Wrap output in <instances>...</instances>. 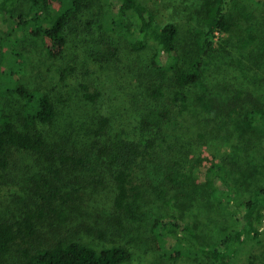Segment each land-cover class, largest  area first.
<instances>
[{"label":"trees","instance_id":"1","mask_svg":"<svg viewBox=\"0 0 264 264\" xmlns=\"http://www.w3.org/2000/svg\"><path fill=\"white\" fill-rule=\"evenodd\" d=\"M106 1V6L114 8L101 15L89 13L93 12V5L87 0H0V14L13 18L18 4L27 7L14 18L16 25L22 32L29 28L31 35L40 38L51 59L82 50L86 38L96 35L106 47L101 58L104 68L114 76L145 79V102L148 106L153 103V107L144 105L138 123L124 129L120 139H113L112 116L106 106L100 105L102 90L92 89L87 78L90 69L86 68L80 83L83 98L99 105L93 127L84 136L80 132L75 135L72 126L64 128L56 138L51 129L59 115L55 98L49 90L15 77L25 62L18 52L19 59L12 67L0 71V167L8 166L12 149L38 153L55 164L59 162L61 167H86L96 183L104 185L106 179H111L116 209L138 219V168L146 161L164 162L168 184L179 187L175 168L178 155L173 153L172 146H164L170 137L168 127L188 108L190 89L204 79L205 61L215 50L217 36L234 35L238 23L229 12V0H202L199 15L203 26L197 31L194 57L189 60L179 46L178 23H159L155 12L142 0ZM147 50L152 53L142 60ZM232 85L218 81L208 85L202 95L211 102L209 123L202 125V138L212 136L221 141L222 135L234 137L236 130L241 129L248 141H253L258 132L264 135L263 99L245 86ZM9 98L20 104L16 114L6 105ZM155 110L158 117L152 120ZM237 113L240 129L232 122ZM203 165L204 185L219 201L231 224L222 227L217 238L204 242L194 228L179 223L178 217L172 215L155 225L156 241H164V235L173 236L183 247L182 253L177 254L203 258V264H234L238 247L262 234L264 182L248 187L250 179L243 172L248 173L249 167L230 154L207 157ZM60 171L59 168L57 173ZM37 184L31 195L34 210L28 208L0 217V264L16 245L21 254L20 264H126L132 260V250L121 244L98 249L82 239L62 237L46 246L43 242L35 246L32 239L38 234V223L46 214L58 211L57 200L67 201L71 197L69 191L63 193L62 187L48 178ZM158 226L161 232L156 231Z\"/></svg>","mask_w":264,"mask_h":264},{"label":"rangeland","instance_id":"2","mask_svg":"<svg viewBox=\"0 0 264 264\" xmlns=\"http://www.w3.org/2000/svg\"><path fill=\"white\" fill-rule=\"evenodd\" d=\"M87 1L93 5V12L89 13L102 15L106 9L111 13L114 8V5L106 6V0ZM142 1L155 12L159 23L175 21L179 24V46L187 59L192 60L197 31L203 26L199 15L202 0ZM26 9L18 4L13 18L0 14V71L12 67L19 59L18 52L23 54L25 62L19 66L21 68L15 77L52 93L59 115L51 129L59 138L64 128L71 129L72 126L75 135L80 132L84 136L89 133V127H93V117L99 105L83 98L80 84L85 69H90L87 78L91 87L102 90L100 105L106 106L112 116L113 139H120L124 129L138 123V117L147 105L145 79L114 76L106 70L101 60L106 47L92 34L86 38L82 50L51 59L40 38L31 35L29 28L22 32L17 27L14 18ZM228 9L232 19L238 23L234 35L217 36L215 50L205 61L204 79L190 89L188 108L178 115L177 122L168 127L170 137L164 146H172L173 153L178 155L175 159L179 162L175 168L178 170L179 184H176L179 187L168 184L164 162H144L136 172L139 194L135 203L139 218L132 219L116 209L111 179H106L104 185L99 184L93 181L86 167H61L59 162L55 164L38 153L12 149L8 166L0 167V217L21 213L28 208L34 210L31 202L33 189L37 188V182L42 183L48 178L53 184L60 185L63 193L69 191L71 197L67 201L57 200L55 206L58 211L46 214L38 223V234L32 239L35 246L42 242L46 246L62 237L79 238L98 249L114 244L128 246L133 257L126 264L206 263L203 258L177 254L178 251L182 253L183 247L173 236L164 235V241H156L154 228L161 220L176 215L179 223L189 224L201 240L207 242L217 238L222 227L231 224L219 201L204 185L203 164L207 157L230 154L249 167L248 173L243 172L249 176L248 187L264 182L262 133H256L253 141L244 138L242 129L240 132L236 130L234 137L222 135L226 142L222 138L217 141L212 136L208 139L201 137L202 125L209 123L210 116L211 102L202 97L208 85L221 81L226 85L245 86L264 101V0H229ZM97 31L98 27L95 28ZM22 35L24 40H21ZM151 53L150 50L143 52L142 60ZM6 102L9 110L16 114L20 107L17 100L9 98ZM151 105L153 107V103ZM157 117L155 110L151 119L156 120ZM232 122H235L236 129L241 128L238 113ZM70 135L74 136V133ZM59 168L61 171L57 173ZM43 188L48 189L49 186ZM160 226L156 231H162ZM2 260L3 264H20L18 245ZM234 264H264V225L259 238H250L238 247Z\"/></svg>","mask_w":264,"mask_h":264}]
</instances>
